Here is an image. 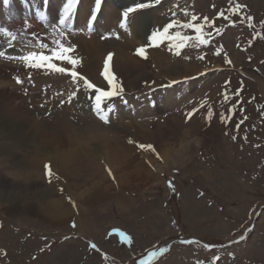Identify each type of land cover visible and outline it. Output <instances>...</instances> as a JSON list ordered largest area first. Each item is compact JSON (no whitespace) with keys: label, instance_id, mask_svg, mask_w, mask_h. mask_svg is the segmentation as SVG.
Listing matches in <instances>:
<instances>
[{"label":"rangeland","instance_id":"obj_1","mask_svg":"<svg viewBox=\"0 0 264 264\" xmlns=\"http://www.w3.org/2000/svg\"><path fill=\"white\" fill-rule=\"evenodd\" d=\"M89 1L92 2L81 1L79 19L91 12L92 4L88 13L84 4ZM146 1L105 0L98 26L104 32L115 28L114 32L120 33L113 24L114 16L122 14L120 8ZM169 3L173 5L170 22L176 23V35L181 29L179 38L184 42L183 48L188 50L181 48L180 56L169 48L148 52L149 57L143 60L148 66L146 77L137 72L125 80L119 59L123 56L134 59L135 46L150 36L147 24L153 25L149 16L152 7L136 10L140 20L136 32L128 31L126 26V34L120 33L119 40H105L114 42L117 54L111 70L117 72L125 94L133 102L141 101V104H131L133 108L122 104L120 113L110 118V127L90 114L87 99L83 98L86 94L81 95L82 92L77 93L71 105L51 107L54 108L52 117H49L50 109L46 113L48 109L41 110L38 104L43 102L40 101L43 97L38 96L35 82L37 88L51 82L62 92L76 89L74 83L77 82L69 81L66 75L40 73L30 84L17 83L14 76H10L11 84H0V94L4 90L9 92L1 102L7 103L6 98L13 99L20 93L21 98L14 106L23 104L24 110L41 117L39 122L46 129L51 131L54 122L63 129L71 127L78 136L89 138L98 149L104 148L100 140L120 136L119 142L132 149L133 155L139 159L149 156L143 164L156 174L153 178L141 175L140 180L124 186L123 190L114 186L118 180L113 175L105 181L110 185L111 196L96 204L75 202V209L84 222L75 227L74 223L54 227L36 216H14V211L0 207V264H138L147 252L164 246H168L169 251L153 264H264V0H185L192 13L205 12L204 16L215 22V27L205 25L206 39L210 41L206 46L198 45L196 37H186L192 35V29L182 25L195 21L182 12L179 20L172 17V13L179 12L175 2ZM236 4L244 6V16L253 18L251 27L247 20L232 15V6ZM219 12L231 16V20L220 17ZM161 14L162 8L160 20ZM22 23L16 28L22 27ZM83 32L81 25V35L72 37L84 60L79 70L101 82L100 67L106 52L99 59L91 56V66L83 70L87 47L92 41L101 42V35L84 36ZM5 66L9 73L14 70V74H23L18 72L25 69L24 65L21 69L13 64ZM171 66L181 68V73L168 74L165 68ZM185 67L191 70L184 72ZM202 73L205 74L201 76ZM195 75L199 78L184 82ZM174 80L181 83L168 89L160 88L161 84ZM183 90L181 97L173 98V92ZM63 99L60 97L55 104ZM152 99L158 102L153 108L147 106ZM190 112L193 115L189 118ZM6 134L0 130V148L3 146L0 154L8 147L7 143L1 144L3 139L5 142L9 139ZM154 138L157 144L160 142L169 148L185 145L187 150L184 148L180 162L164 164L162 152L157 155L156 151L138 147L139 144L152 145ZM37 175L42 187L56 190V173L52 172L51 178L44 171ZM5 177L11 180L8 173L0 171V179ZM169 181L175 192L169 187ZM60 188L55 197L65 196L69 200L67 189L61 185ZM117 194L124 197L122 201L115 196ZM112 230L117 233L112 235ZM120 232L132 238L131 245L120 238ZM244 234L245 240L227 245ZM182 240L197 243L187 244ZM93 243L96 249L91 247ZM205 244L213 245L212 249L205 248Z\"/></svg>","mask_w":264,"mask_h":264},{"label":"bare ground","instance_id":"obj_2","mask_svg":"<svg viewBox=\"0 0 264 264\" xmlns=\"http://www.w3.org/2000/svg\"><path fill=\"white\" fill-rule=\"evenodd\" d=\"M91 1L92 2H84V4L87 5V13L90 11L91 4L92 6L94 5V0ZM153 1L155 2V0ZM171 1L172 3H176L177 12L180 13L186 11L185 0H161V3L158 4L156 10H151L153 8L149 10V16L151 17L153 24H147V30L150 29V37L152 32L155 30L158 32V30L163 29L168 23H171L170 9L173 7V5L171 6L169 3ZM39 2H42V6L43 3L49 5V17L53 19L57 16V13L65 0H50V2L41 0ZM104 5L105 3L103 6ZM21 6L22 2L16 0V3L11 6L10 12L18 15ZM126 6H122L123 8H120L121 10L119 9L120 12L123 9H126ZM160 8H162L161 20ZM102 11L103 7L101 12ZM165 12L168 14L163 15ZM0 14L3 16L2 13ZM26 14L27 12L25 11L24 16ZM121 15L122 14H116L114 16L115 23H113L114 26L120 29V33L126 34V26L129 27L127 28L128 31L136 32L138 29V21L140 22L136 15V11L129 14V18L126 19L127 23H120V19L122 18ZM8 16H10V13ZM87 17V15H83V17L79 19L78 14V27L81 24L86 23ZM20 20H22V17ZM3 22H5V19ZM119 23L124 27L123 29L120 27ZM143 26L144 25H142V27ZM99 27L101 28V26ZM99 32H101L100 35L103 36L104 29ZM176 32L177 30H175V27L170 29V34L172 36H176ZM74 34L78 35L79 33L76 31ZM146 39L143 38L142 42H145ZM113 43L114 42L112 41H92L91 45L87 47L85 54L86 62L83 70H88L91 66V56L92 58L95 56V58L99 59L103 52H107L108 49L109 51H114L115 56L117 51L114 48ZM169 43L176 44L177 41L165 40L164 44L159 48H168ZM159 48H148V52H159ZM114 56L111 63L115 61ZM126 57L123 56V58L121 57L119 59V64L122 68V78L126 80L127 76L136 74L137 72L141 73L142 76H147L148 66L143 61L144 58L141 57L140 59L138 56L134 59L129 58L128 56ZM94 60L95 59H93V61ZM0 62H4V65L0 64V84H4V82L10 83V73L14 74L15 71L12 70L9 73L8 67H6L5 64H12L14 61L0 59ZM18 64L19 67L24 65L23 63ZM165 70H167L168 74L181 73V68L179 70V67L176 66L165 68ZM190 70L191 68L185 67L184 72ZM25 71L26 70L22 68L18 73L23 74L18 75L23 78V75L25 74L26 77L28 71L26 73ZM64 77L66 76L64 75ZM68 80L70 81L71 79L68 77ZM183 92L184 90L173 92V98H175V96L181 97ZM7 93L9 92L4 90L3 93L0 94V130L9 135L7 142H5L4 139V141L2 140L1 142L2 145L7 143L8 147L6 148L5 153H1L2 156L0 154V171L8 173L11 180H7L6 177L3 180L0 179V207H4L3 210L14 211V216L20 214L21 216L24 215L28 218L36 216L40 220H45V222L48 221V224L53 225L54 227H62L63 224L66 223H74L78 226L82 225V223L84 224V222L80 213L75 209V202L81 204H96L102 201V198L111 196L112 191L110 192V185H107L105 181L109 180L113 175H115L118 180L114 186H118V189L120 190H123L122 188L124 186H131L132 182H137L138 179L140 180L141 175H145L146 177L149 175L150 178L156 176V174L152 172L150 166L143 164L144 160L148 159L149 156H141L139 159L137 155H133L132 149L119 142L120 136L116 135L117 137L111 136V138L100 140L99 142L103 144L104 148L102 147L103 149H98V146L96 145L97 147H95L89 138L78 136L71 127H65L63 129L57 122H54L50 131L45 128L43 123L39 122L41 117L32 114V112L30 113L29 110H24L23 104H21L22 106L16 105L18 107L14 106L13 103L21 98L19 95L20 93L16 94L13 99L6 98L8 99L7 103L1 102V99H3ZM83 98H86V96ZM136 102L138 101H135V105ZM138 103L141 104V101ZM38 105L41 104L39 103ZM14 113L16 114L14 115ZM110 117H113V114ZM109 124L110 123L108 122V127H110ZM7 134L5 135L6 137ZM151 142L157 155L158 153L160 155L162 152L161 156L162 158L164 157V159H162L164 164L166 161L171 164L180 162L185 149L187 150L185 145L180 148L165 147L166 144L164 145L160 142L157 144L155 138L154 141ZM2 148L3 146L0 148V152L3 151ZM49 168L58 176V187L53 191H50L47 187H42L40 177L37 175V173L40 174L41 171H44V169L49 170ZM108 168H111L113 171L108 170ZM11 183L13 185H11ZM60 185L67 189L66 192H68L70 196L69 200L65 196L55 197L57 191H61ZM115 196H118L121 201L124 198L121 194Z\"/></svg>","mask_w":264,"mask_h":264},{"label":"snow or ice","instance_id":"obj_3","mask_svg":"<svg viewBox=\"0 0 264 264\" xmlns=\"http://www.w3.org/2000/svg\"><path fill=\"white\" fill-rule=\"evenodd\" d=\"M47 2V0H45ZM5 6H8L11 3V0H3ZM24 3L27 4L28 0H24ZM155 3L158 5L161 3V0H155ZM102 0H94V11L93 14L90 16L89 20L86 21L88 25H91L94 21H96L97 16L96 13L99 12L101 8ZM79 6V0H65L62 5V12L60 18L58 20V25L64 29H68L72 27L73 17L76 15L77 8ZM150 5L140 3L137 4L135 8L129 7L127 10L123 12V16L125 19L129 17L130 13L135 12L137 9H144L149 7ZM244 6L240 4H236L234 6V10H232V15L241 18L242 20H247L249 22V26H252V17L251 16H244L243 15ZM187 14V13H185ZM37 15L39 16L40 20L46 21V15L44 12L37 10ZM218 15L223 17L226 20H231V16H227L224 12H219ZM192 21H197L198 17L193 15L191 17ZM203 25H198L195 23H187L182 25V27H186L188 29L195 28L197 33H201L200 36L197 37L200 44H208L209 40L202 38V28L207 25L209 27H215V22H209L208 17L203 18ZM176 26L175 22L168 23L166 26L163 27L162 32L154 31L150 37L151 44L149 47L159 48L162 44H164L165 40L168 41H175L179 34L176 36H172L170 34V29H173ZM6 35L11 37V41L16 39V36L11 33L7 32ZM64 35V32H61V36ZM211 35V32L209 33ZM186 39V38H185ZM11 41L9 42V48L12 47ZM56 45L55 47L49 48L47 43H41L39 47L42 49L41 51H29L26 55L25 54H18L13 55L6 53L5 51H0V58H3L8 61H16L17 63H23L27 68L33 70H43L47 69L50 72L56 74H63L69 77L73 82H82V87L87 88L90 90H94V110L95 115L104 123H108L110 121V115L115 112V105H105L106 100H111L113 97H120L122 103L125 105L128 103L127 99H124L125 89L118 81L117 76L111 70V61L113 59L112 54H109L104 62L103 71L101 73L104 80L107 81V86H110L108 90H105V87H97L95 83L89 80L85 76H81V74L76 70L77 66L82 63L81 59L74 55L77 51L75 45L68 43L67 41H53ZM184 42L183 40L180 43H169L168 48L169 51H173L175 49V55L180 56L181 51L180 49L183 48ZM137 55L147 59L146 55V48L141 47L137 50ZM203 57H201L202 59ZM59 62V63H57ZM231 64V61H228ZM62 64H66L70 67L61 66ZM191 78H186L184 82H188ZM17 83H22V81L17 78ZM181 81H172L169 84H161L160 88L168 89L171 88L173 85L180 84ZM81 91V85L78 84L76 91H73L72 94L68 97V102L71 103L72 100L77 96V93ZM155 91V89H153ZM227 98V97H226ZM151 103H155L154 101H150ZM188 117L190 118L193 113H188ZM211 116V113H209ZM131 142V141H130ZM138 147L142 150L152 151L155 152V148L151 144H139ZM48 176L51 178L52 171L49 168ZM169 187L172 188V191L175 192V188L172 185V182L169 181ZM75 227V224L72 225ZM120 238L127 244L131 245L132 238L125 235L124 232L119 233ZM245 236H240L239 241L245 240ZM239 241H232V243H238ZM183 243L187 244H194L197 241L194 240H186L182 241ZM91 247L96 249V244H92ZM205 248H212L213 245L205 244ZM169 251L168 246L164 247H155V250L147 252V255L143 258L139 259L138 264H153V262L159 258L164 256Z\"/></svg>","mask_w":264,"mask_h":264}]
</instances>
